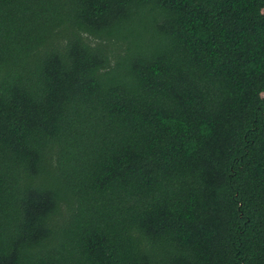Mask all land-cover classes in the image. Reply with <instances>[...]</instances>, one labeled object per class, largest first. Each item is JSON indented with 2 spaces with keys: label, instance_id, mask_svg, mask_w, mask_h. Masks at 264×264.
Masks as SVG:
<instances>
[{
  "label": "trees",
  "instance_id": "16d2710c",
  "mask_svg": "<svg viewBox=\"0 0 264 264\" xmlns=\"http://www.w3.org/2000/svg\"><path fill=\"white\" fill-rule=\"evenodd\" d=\"M0 264H264V0H0Z\"/></svg>",
  "mask_w": 264,
  "mask_h": 264
}]
</instances>
